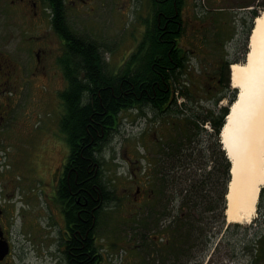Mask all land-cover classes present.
I'll return each mask as SVG.
<instances>
[{
  "label": "rangeland",
  "instance_id": "374dc122",
  "mask_svg": "<svg viewBox=\"0 0 264 264\" xmlns=\"http://www.w3.org/2000/svg\"><path fill=\"white\" fill-rule=\"evenodd\" d=\"M79 3L81 5L79 8L76 7L77 12L71 13L73 15L71 16L72 27L77 32L89 36L99 44L107 47L108 49L101 48L104 59L109 62L110 68L118 69L122 64L121 61L125 59L143 35L144 23L142 18L148 17L150 0H83ZM250 3V6L244 7L245 4ZM263 7L264 0H185L182 7L185 22L186 17L192 15L194 10L207 11L214 16L210 24L205 25L206 28L202 32H198L196 26L193 31L190 30V24L185 23L184 39L192 41L193 44L200 43L198 41L201 38L206 39V46L197 44L196 47L200 51L196 50L195 53L189 54L186 77H190L191 84L188 87H182V89H187V92L192 94L184 97L187 104L185 111L194 112L198 116L197 125H192L183 119L176 120L177 125L181 126L183 131L181 133L175 131L176 124L174 126L170 124V117L167 119L168 123L167 120H162V118L154 120L152 117L141 115L139 112L137 114V111L122 112L117 131L113 133L102 152L105 158L103 169L106 178L114 179L115 171L118 173L116 176L119 177L114 179L119 200L115 204H111L112 206L108 203L110 208L100 213L96 228V240L101 243L104 242L102 250L104 251L106 264H136V253L129 251H132L131 248L135 247L136 242L134 217L137 204L132 200L130 194H126V189L131 192L134 191L135 183L128 178L127 163L123 156L125 155V146L134 150L132 157L135 155L141 156L138 151L144 150L147 154V160L155 151L161 150L159 159L161 161L162 158L163 163L161 162L157 166L161 171L158 173V177L163 178L166 174L163 172H170V167L175 168L173 173H167V175L175 177V197L178 211L187 208L185 205H179V198L185 194L183 189L186 187H190L192 190L197 187L200 190H206L204 192L206 198L204 207L211 204L216 209L218 208L217 203L219 204L222 202V198L224 199V195H221V188L223 187L224 192L226 183L222 174V165L216 158L215 146L210 147V144L214 143V136L208 134L212 132V125L210 122L202 120V117L207 114L209 108H214L216 115H218L220 107L228 108L229 95L235 92L238 95L239 89L233 86L231 81V85L228 83V88L225 90L221 86H217L214 92L209 93L206 87H209L210 84L214 85V83L205 84L203 81L206 82L207 77L213 74L219 56L222 54V48L226 50L227 59L238 58L241 61L236 62L244 61L246 39L244 29L247 25L243 27L244 22L241 18L244 17L249 23L248 10L254 8L258 12L257 15H259ZM30 14V11L23 14L17 13V10L13 8L0 14V49L7 52L22 65L23 80L27 76L28 67H32L34 64V58L30 52V44L23 45L22 40L30 33L44 31L43 27L29 28L26 26ZM222 19L227 20L230 24L229 35H232H228L227 27L222 30L223 34H227L229 37L226 38L225 35L221 47V43L217 39L222 40L223 36L217 24ZM199 20L203 22V17H198L197 21ZM196 24L198 26L199 23ZM201 41L204 42L205 40ZM51 72L53 70H49V74ZM201 74L203 75L201 76ZM224 77H227L226 70L224 71ZM53 85L51 86L54 88L58 86L55 81ZM25 86H23L18 97L15 98L17 101L16 118L20 123L26 122L20 130V139L12 143L14 153H11L10 156H1V163H6L9 160L13 162L10 166L8 165L9 167H3L6 169L11 168L10 172L18 183L14 188L7 189V191L13 193V199L17 201L12 237L16 251L25 259L22 264H60V252H58L57 245L54 242L56 236L58 238V223L52 225L50 221V211L41 194L42 182L44 183L45 180L39 176L38 172L48 176V171H52L54 166L58 165L57 167L62 168L68 155V145L64 139L61 140L64 154L59 144L52 145L46 151L44 145L46 140L42 137V128L36 134L29 131L28 123L32 128L40 122L44 124L43 121L48 120L46 112L52 104L49 89L41 87L43 86L41 77L32 80L30 86L34 87L33 90L28 88L25 92ZM213 88H211V91ZM192 96H194V99L190 98ZM216 96H219V99L214 103ZM179 100L181 101L183 98ZM147 112L151 116L153 115L149 110ZM32 118L33 120H28ZM48 122L51 121L48 120ZM206 124L209 129L205 127ZM142 131L144 133L140 135ZM159 135L162 136L161 140L156 139V136ZM188 135H194L192 140H189ZM173 139L180 141V144H182V156L180 158L176 156V159L180 160V167L174 166L176 162L173 155H162L163 150L167 151L170 147L172 150H176V143ZM153 149H155L154 152ZM6 151H8L7 148ZM258 202H260L259 209L257 205V211L255 207V213L249 222L227 220V218L225 219V211L224 214L223 210L221 211L220 217H223L224 235L231 246L236 243L237 238L240 241L239 245L242 246L243 240H257L260 234L264 232V191L263 195L257 199L256 203ZM22 206L24 209L18 211ZM56 219L59 221L58 216ZM227 249L226 246L222 248L219 264H236L235 260L233 261L227 257ZM121 251L123 253L120 259L116 255ZM240 264H244V262L240 261Z\"/></svg>",
  "mask_w": 264,
  "mask_h": 264
},
{
  "label": "flooded vegetation",
  "instance_id": "af4514ba",
  "mask_svg": "<svg viewBox=\"0 0 264 264\" xmlns=\"http://www.w3.org/2000/svg\"><path fill=\"white\" fill-rule=\"evenodd\" d=\"M80 1L83 0H57L61 8V20L59 19L58 22L60 28H58L57 18L49 13L54 5L50 0H0V14L10 8L21 14L30 11L31 16L26 26L44 28V31L30 33L22 40L23 45L30 44V52L34 58V64L32 67H28V73L24 80L22 65L0 49V264H22L25 260L16 251L12 237L17 201L13 199V193L7 191L8 188H14L18 183L3 167L11 165V160L4 165L1 163L2 153L7 156L14 153L12 143L20 139V130L26 122L20 123L16 118L17 101L15 97H18L22 92L24 85H26L25 92L28 88L33 90L34 87L30 86L32 80L41 77L43 84L41 87L50 91L52 106L46 114L51 122L44 120V124L40 122L32 128L28 123L27 127L32 134H36L42 128V137L46 140L44 143L46 151L52 145L59 144L63 152L61 142L65 139V135L59 127V121L63 113L60 94L66 90L68 78L64 67L66 62L64 54L67 52L69 40H74L79 36V32L72 27L71 16H73V12H77L76 7L79 8ZM201 17H203V22L188 16L190 30L193 31L196 26L198 32H201L205 25L210 24L214 16L206 13ZM196 23H199L198 26ZM217 25L221 31L223 27H229L230 24L226 20H221ZM245 26L246 21L243 27ZM244 30L246 34L247 26ZM181 39L182 33L179 37L174 35L173 45H176L177 42L179 45L185 44ZM222 60L216 65V74L221 77L224 76L225 70L228 73L229 59ZM49 70H53V72L49 74ZM54 81L58 84L55 88L51 86ZM28 120L31 121L33 118ZM140 153L142 154V151ZM159 156L160 154H157L152 162L147 160L146 156L127 159L132 174L130 177L133 178V164L136 162L138 171L136 181H133L135 183L134 191L126 189V194H130L137 204L136 242L131 251L136 253V264H219L221 250L225 246L228 248L227 257L235 260L236 264H240V261H243L244 264H264V233L260 234L257 240H243L242 246L239 245L240 241L236 237V243L231 246L226 241L223 217H220L222 202L217 203L218 208L216 209L211 204L204 207L206 204L204 192L206 190H200L198 187L193 190L190 187L184 188L183 193L185 194L179 198V205H185L187 208L181 209V211L177 210L175 177L167 175V173H173L175 168L169 166L170 172H163L166 173L163 178L158 177V173L161 171L157 166L162 162ZM57 166H54L52 171H48L47 168L48 176L38 172L39 176L45 180L44 183L42 182L41 194L50 211L49 218L52 225L58 223V238L56 236L54 242L60 252L59 259L65 264H73V258L69 257L68 251L71 248V238L75 236L77 230L73 229V223L68 222V212H71L73 204H78L79 201L74 199L73 193H69L67 197L61 195L59 190L63 185L65 167L64 164L62 168ZM221 189V195H223V187ZM70 196H73L72 202H70L72 200ZM80 210L83 209L76 210L77 217H81ZM90 210V240L94 246L96 242L95 206L92 205ZM19 211H22V208ZM57 216L59 221L56 219ZM77 233L80 232L77 231Z\"/></svg>",
  "mask_w": 264,
  "mask_h": 264
},
{
  "label": "trees",
  "instance_id": "16d2710c",
  "mask_svg": "<svg viewBox=\"0 0 264 264\" xmlns=\"http://www.w3.org/2000/svg\"><path fill=\"white\" fill-rule=\"evenodd\" d=\"M51 1L54 5L50 11L52 16L57 18V27L60 28L58 22L61 20V8L57 0ZM183 1L151 0V12L142 20L145 26L143 35L117 71L107 68L95 41L78 36L68 42L67 52L64 54L67 88L60 94L63 113L59 127L65 135L69 152L64 165L63 185L59 191L65 197L73 193L74 199L79 201L78 204L74 203L73 209L68 212V222L73 223V229L80 232L75 231V236L70 242L71 248L67 247L73 264L104 263L100 245L96 242L94 246L91 244L90 207L95 206L97 222L102 204L114 202L118 198L115 186L111 185V179L104 175L105 158L102 152L120 125L121 112L137 111V114L139 112L154 120H167L170 117L172 126L177 125L176 120L179 119L197 125L198 116L194 112L185 111L187 104L177 103L179 94L192 95L187 89H182L191 84L183 78L187 55L178 42L176 45L172 42L173 36L179 37L183 30L180 13ZM255 13L253 11V14ZM53 23L56 25L54 20ZM221 81L219 77L218 82ZM190 98L194 99V96ZM230 99H233V95ZM214 110L209 108L202 120L209 121L212 125L213 131L208 134L214 136V143L210 147L214 145L216 148V158L222 165L226 182L229 162L219 149L217 134L227 108L219 109L218 115ZM167 122L169 123L168 120ZM174 129L183 133L181 126L177 125ZM193 136L191 135V138ZM173 141L176 143V150L170 147L165 151V155H173L176 162L174 166L178 167L180 160H177L176 156H182V144L180 141ZM133 168L134 179L131 178L135 182L138 171L135 166ZM128 172L130 176V170ZM73 196H70V202L73 201ZM78 209H83L80 210L81 217L76 216Z\"/></svg>",
  "mask_w": 264,
  "mask_h": 264
},
{
  "label": "bare ground",
  "instance_id": "6f19581e",
  "mask_svg": "<svg viewBox=\"0 0 264 264\" xmlns=\"http://www.w3.org/2000/svg\"><path fill=\"white\" fill-rule=\"evenodd\" d=\"M230 66L239 92L221 129L232 162L225 218L249 222L264 186V9L254 20L244 61Z\"/></svg>",
  "mask_w": 264,
  "mask_h": 264
},
{
  "label": "water",
  "instance_id": "95a60500",
  "mask_svg": "<svg viewBox=\"0 0 264 264\" xmlns=\"http://www.w3.org/2000/svg\"><path fill=\"white\" fill-rule=\"evenodd\" d=\"M230 171H231V169H230Z\"/></svg>",
  "mask_w": 264,
  "mask_h": 264
}]
</instances>
